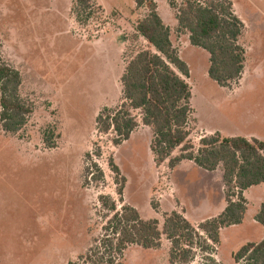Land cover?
I'll use <instances>...</instances> for the list:
<instances>
[{
  "label": "rangeland",
  "instance_id": "rangeland-1",
  "mask_svg": "<svg viewBox=\"0 0 264 264\" xmlns=\"http://www.w3.org/2000/svg\"><path fill=\"white\" fill-rule=\"evenodd\" d=\"M169 1L154 3L189 67V78L183 79L192 93L190 142L197 147L201 138L215 133L264 140V0H229L244 24L239 43L245 49L242 78L229 88L208 78V53L177 30ZM73 3L0 0V56L20 72L21 96L33 105L21 132L10 135L0 128V264L76 260L104 235L113 215L110 204L116 211L130 206L142 219H156L160 229L173 211L197 228L226 207L222 168L207 172L189 161L174 169L168 161L156 165L153 135L139 112H133L139 126L120 146L112 143V132H97L99 112L120 105V79L129 56L147 46L136 35V25L148 9L137 8L135 0H95L98 11L80 24ZM48 129L54 132L52 148L43 142ZM87 153L103 173L102 180L89 185L83 178ZM179 154L180 148L172 157ZM110 159L125 179L122 187ZM244 197L243 223L221 230L220 244L211 251L194 249L188 264H234L232 256L243 245L264 238L255 221L264 184L251 187ZM170 248L162 236L158 249L131 245L118 263L169 264Z\"/></svg>",
  "mask_w": 264,
  "mask_h": 264
},
{
  "label": "trees",
  "instance_id": "trees-1",
  "mask_svg": "<svg viewBox=\"0 0 264 264\" xmlns=\"http://www.w3.org/2000/svg\"><path fill=\"white\" fill-rule=\"evenodd\" d=\"M135 4L137 8L145 6L148 9L147 15L136 25V35L143 38L147 46L129 56L120 79V105L114 110L104 108L99 112L95 119L97 132L104 135L112 132V143L120 146L139 126L133 115L139 112L141 123L153 135L150 148L156 165L168 161L169 168L174 169L181 162L189 161L207 172L222 168L226 207L197 228L182 214L173 211L164 216L160 229L156 219L144 220L130 206L116 211L115 204H110L113 215L103 227L104 235L68 264H119V258L129 246L158 249L162 236L171 244L169 264H188L194 249L211 251L212 246L220 244L221 230L242 223L248 209L243 193L264 184V141L221 137L215 133L201 138L197 147L190 142L192 93L183 79L189 78V67L173 46L171 30L159 16L154 0H135ZM169 6L175 12L177 30L189 35L191 46L208 53V78L223 88L238 82L245 64V49L239 43L244 24L235 14L232 2L170 0ZM98 8L95 0H74L71 11L76 21L83 24L91 17L92 10L97 12ZM21 84L20 72L0 56V128L6 134L21 132L33 113V105L21 96ZM53 136L50 129L44 134L43 142L48 148L54 145ZM179 148L180 154L172 157ZM86 158L84 184L102 180L103 173L97 163L89 153ZM110 168L122 187L125 179L111 159ZM99 200L107 205L106 197L100 196ZM255 221L264 230V203ZM232 258L234 264H264V238L258 243H246Z\"/></svg>",
  "mask_w": 264,
  "mask_h": 264
},
{
  "label": "crops",
  "instance_id": "crops-1",
  "mask_svg": "<svg viewBox=\"0 0 264 264\" xmlns=\"http://www.w3.org/2000/svg\"><path fill=\"white\" fill-rule=\"evenodd\" d=\"M242 75H243V74H242ZM246 139H248V140L257 139V140L264 141V140H262V139H260V138H255V137H252V136H247ZM250 189H251V188H249L248 190H250ZM248 190L245 191V194H246V195H247V191H248ZM243 195H244V193H243ZM223 210H224V209H223ZM246 214H247V212H246ZM246 214H245V217H246ZM245 217H244V218H245ZM212 218H213V217H212ZM243 221H244V220H243ZM243 221H242V223H243ZM257 224H258V223H257ZM259 242H260V241H259ZM254 243H258V242H254Z\"/></svg>",
  "mask_w": 264,
  "mask_h": 264
}]
</instances>
